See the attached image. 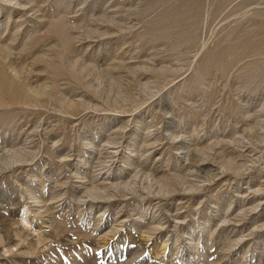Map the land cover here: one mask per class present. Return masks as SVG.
Listing matches in <instances>:
<instances>
[{
    "label": "rangeland",
    "instance_id": "1",
    "mask_svg": "<svg viewBox=\"0 0 264 264\" xmlns=\"http://www.w3.org/2000/svg\"><path fill=\"white\" fill-rule=\"evenodd\" d=\"M0 264H264V0H0Z\"/></svg>",
    "mask_w": 264,
    "mask_h": 264
}]
</instances>
